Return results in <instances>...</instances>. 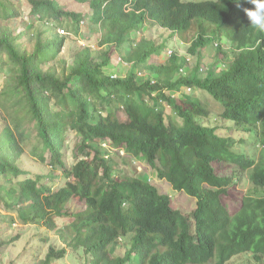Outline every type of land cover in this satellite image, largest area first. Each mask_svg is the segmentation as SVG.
<instances>
[{"label":"trees","instance_id":"1","mask_svg":"<svg viewBox=\"0 0 264 264\" xmlns=\"http://www.w3.org/2000/svg\"><path fill=\"white\" fill-rule=\"evenodd\" d=\"M60 1L24 0L25 17L15 0H0V206L22 225L46 232L71 216L67 246L82 250L88 264H227L242 254L264 264V196L247 193L235 213L223 203L239 173L248 172V181L264 189V31L244 12L254 5L69 0L88 5L81 13ZM194 23L199 32L185 52L169 48ZM149 29L162 34L147 37ZM83 30L94 32L96 50L77 47L71 63L63 60L58 68L67 34L86 40ZM208 46L220 68L204 71L201 54ZM166 51L165 62H151ZM187 89L207 93L221 109L215 121L226 126L214 125L208 107ZM221 129L252 136L256 159L234 149L245 136L237 141ZM69 132L77 139L72 165ZM28 139L35 140L32 155L47 173L28 177L21 167ZM107 142L125 153L120 162L103 146ZM133 158H143L159 180L193 198L192 214L174 209L168 194L119 167ZM215 165H229L232 173L219 175ZM58 169L66 183L55 190ZM75 198L84 209L69 214ZM66 254V248L49 247L40 264Z\"/></svg>","mask_w":264,"mask_h":264},{"label":"rangeland","instance_id":"2","mask_svg":"<svg viewBox=\"0 0 264 264\" xmlns=\"http://www.w3.org/2000/svg\"><path fill=\"white\" fill-rule=\"evenodd\" d=\"M20 6H23L24 0H15ZM182 1H203V0H182ZM60 4L67 10L73 12H88V5L78 4L69 0H62ZM23 11V15L27 17L28 9L26 7L21 8ZM21 23V21H20ZM16 26H18V31L22 30V26H19V21L16 22ZM212 28V27H211ZM208 30V28H207ZM162 31L160 29H149L145 31V36H151L153 38H159L161 36ZM199 32L198 24L194 23L192 29L189 33H186L185 39L178 38L175 36L174 40H172L173 48H177L181 53H184L186 50L185 44H188L187 41L195 36ZM82 35L86 37V40L80 39L78 35L67 34V40L65 43V47L61 53V59H59L57 63V67L60 68L62 65V61L66 60L67 64L71 63L72 55L74 53V49L80 46H91L93 50H96L97 40L95 36H93L94 32L91 30H83L81 31ZM62 34V31H60ZM95 35V34H94ZM141 35H138V39ZM179 39V43H176ZM225 47H229V44L222 41ZM212 47L208 46L203 50L201 54L202 58V66L201 68L205 71L210 70L207 69L210 66H215L220 68L216 62L213 61L215 57V52L211 49ZM165 53L161 54V57H153L151 62L162 63L165 62L168 58ZM217 61H221V57L217 58ZM118 65V64H117ZM193 64L190 63L187 68V72L190 71ZM117 69V67H115ZM124 67H120L118 70H123ZM107 73H114L116 70L114 68H107ZM203 71V72H204ZM126 72V69L123 70ZM202 72V73H203ZM140 78L141 74H138ZM4 81V77L0 76V88L2 87ZM193 93V94H192ZM188 94H192L191 96L194 98H198L200 102L208 107V110L211 114L214 125H219L221 127H225L226 124L224 121H215L217 118L214 117L221 112L220 107L216 104V102L207 94L199 90H192ZM167 115L171 117H175L169 109H166ZM255 113V112H254ZM249 117H254L255 114L248 115ZM120 119L123 121L126 119L124 114H119ZM209 117V118H211ZM178 123H181L180 119H177ZM220 132L223 135H231L236 134L235 139L240 141V136H243L245 133L243 132H234L226 129H221ZM245 136V135H244ZM252 141H250L249 136H245L242 144H239L234 147V149L240 154H246L247 156H251V159H256L258 155V147L251 136ZM77 142L76 136L74 133L69 132L67 139V159L69 164L74 163L73 159V149ZM35 144L34 139H28L25 144L26 154L22 157L21 167L29 172L28 177H32L35 174H45L48 172L49 168L44 165L40 160H36L32 155L33 146ZM108 150L113 151L115 153L114 158L120 162L119 157L125 156V153L122 151H118L115 148H112L108 145V142L103 145ZM47 153L45 155L46 162L48 163ZM119 167L126 171L129 175H135L142 179L143 181L150 182L152 185H155L163 194H168L171 199V204L174 209L180 210L182 213L186 215H191L195 210V200L184 193L175 192L172 187L166 183L165 181L159 180L156 177L153 169L147 164V162L143 158H133L130 160L128 165L124 166L119 164ZM216 171L219 175L230 174L232 173L233 168L229 165L220 166L215 165ZM57 183L54 186V189L57 190L59 187L63 186L66 183V180L60 174V170L58 169L56 176H58ZM25 178V177H23ZM238 181H235V184L231 186L229 190V194L223 196V203L227 206L231 213H235L242 206L243 197L249 193L250 195L254 193L258 197L264 196V189H256L249 181H248V172L239 173L237 178ZM0 183L2 181L0 180ZM69 214H75L84 209V204L78 200L73 199L67 206ZM16 213H11L0 206V264H40L41 261L44 260L46 253L49 250V247H54L55 249H67V254L64 259L59 261H54L51 264H88V257L84 254L82 250L73 251L71 248H68L67 241L69 240L68 234L65 233V227L67 224L73 221V218L70 217H62L57 219L58 230L56 232H46L43 228H38L35 225H22L20 221L16 220ZM11 218L15 219L12 223ZM128 248V247H127ZM227 264H257L252 258L250 254H242L235 257L233 260L228 262Z\"/></svg>","mask_w":264,"mask_h":264},{"label":"clouds","instance_id":"3","mask_svg":"<svg viewBox=\"0 0 264 264\" xmlns=\"http://www.w3.org/2000/svg\"><path fill=\"white\" fill-rule=\"evenodd\" d=\"M254 8L252 9H244V12L250 21V23L258 28L260 31H264V0H248ZM217 44V43H216ZM216 68V67H214ZM192 90L187 89V92H191ZM248 111L251 114H254V111L251 108H248ZM242 132V131H240ZM244 133V132H243ZM245 136H248L246 133ZM243 135V136H244ZM236 136V134H235Z\"/></svg>","mask_w":264,"mask_h":264},{"label":"crops","instance_id":"4","mask_svg":"<svg viewBox=\"0 0 264 264\" xmlns=\"http://www.w3.org/2000/svg\"><path fill=\"white\" fill-rule=\"evenodd\" d=\"M160 57V56H159ZM185 71V70H184Z\"/></svg>","mask_w":264,"mask_h":264}]
</instances>
